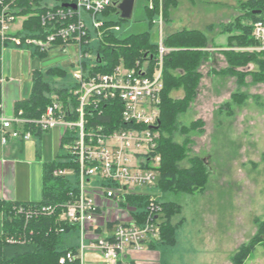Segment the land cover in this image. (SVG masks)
<instances>
[{
	"label": "rangeland",
	"instance_id": "rangeland-1",
	"mask_svg": "<svg viewBox=\"0 0 264 264\" xmlns=\"http://www.w3.org/2000/svg\"><path fill=\"white\" fill-rule=\"evenodd\" d=\"M146 2L151 9L153 0ZM43 3L60 5L62 2L44 0ZM144 4V0H135L129 19L107 26L102 22L96 30L83 14L90 31L89 46L93 48L88 58L95 55L98 39L107 29L115 31L121 38L149 29L151 41L156 42L160 34L164 37L183 27L196 28L203 30L209 39V55L199 66L201 78L196 95L186 110L178 114L174 131L176 141L189 139L187 157L195 155L204 160L208 172L204 188L193 194L161 192L156 185L129 188L131 193L152 195L160 201L170 199L180 205L179 213L172 218L173 223H179L177 242L158 248L160 264H264V80L254 79L252 71H258L259 67L252 61L239 67V80L234 75L220 72L226 68L220 52L226 47V35L220 33L217 25L240 14L236 2L178 0V4L170 9L168 21H164L159 7L149 21L143 12ZM101 15L97 18L102 19ZM20 22L19 17L11 23L10 34L23 28ZM209 24L213 28L208 29ZM77 54V43L70 44L65 51L51 49L41 57L33 47H20L9 41L1 50L2 73L9 78L1 87L4 115L10 117L15 111L14 103L29 96L33 70L41 71L44 79L54 87L71 84L76 68L72 62ZM52 67L65 70L64 78L46 75L45 71ZM236 93L238 101L232 100ZM171 96L179 99L183 90H173ZM225 102L229 104L224 106ZM183 126L189 128L186 134L180 133ZM41 134V137L26 142L23 153L14 157L18 161L13 164V170L17 172L19 188L24 192L31 191L32 186L35 193L40 194L44 165L52 162L54 155L59 153L57 132L53 136L48 132ZM182 165L186 166L188 162L184 161ZM105 211L110 216L111 208ZM127 221L125 218L124 222ZM2 234L0 215V239ZM63 240L67 245L80 244L77 232L63 235ZM244 246L248 251L243 262L235 260L236 252ZM99 262L105 264L102 259ZM83 264H88L86 252Z\"/></svg>",
	"mask_w": 264,
	"mask_h": 264
},
{
	"label": "built area",
	"instance_id": "built-area-1",
	"mask_svg": "<svg viewBox=\"0 0 264 264\" xmlns=\"http://www.w3.org/2000/svg\"><path fill=\"white\" fill-rule=\"evenodd\" d=\"M120 1L68 3L74 7L63 6V3L45 4L39 16L41 30L27 36L10 32L15 19L21 18L22 27L29 16L21 14L22 7L17 0H0V63L2 47L9 41L46 53L51 49L65 51L70 44H78V54L72 62L76 67L73 82L67 94L50 93L49 103L40 116L27 117L18 110L7 117L0 102L2 146L9 139L26 142L43 132H57L59 153L54 160L59 159L66 165L54 167L51 175L71 179L76 193L71 194L69 201L56 204H18L14 212L25 221L37 216H54L57 222L74 227L80 240L78 251L64 252L58 257V264L76 260L82 264L85 251L100 253L105 264H136L124 255L130 250L148 248L160 239V203L153 198L147 201L138 218L136 212L139 211L126 202V197L147 195L131 193L129 188L155 185L159 174V133L155 126L163 87V55L167 51L162 34L157 41V58L152 71L146 62H136L131 68L118 65L109 73H90L82 65L88 56L83 47L90 40L84 39L90 31L83 14L96 30L102 23L98 14ZM253 36L260 42L256 49H264V20L253 23ZM7 79L0 68V87ZM107 103L114 104L110 106L112 110L119 109L118 115H102L101 105ZM100 116L107 117V122H101ZM116 119L119 122L116 123ZM106 208H111L110 216ZM57 230L63 233L65 227L61 225ZM18 239L13 235L5 236L10 244L20 241Z\"/></svg>",
	"mask_w": 264,
	"mask_h": 264
},
{
	"label": "trees",
	"instance_id": "trees-1",
	"mask_svg": "<svg viewBox=\"0 0 264 264\" xmlns=\"http://www.w3.org/2000/svg\"><path fill=\"white\" fill-rule=\"evenodd\" d=\"M44 0H17L22 7L21 14L29 16L23 22L22 30L18 34L33 36L34 32L40 31V13L45 9ZM75 0H61L62 3H70ZM193 2L194 0H190ZM143 5V12L149 21L157 14L158 7L162 11L164 21L169 20L170 9L178 4V0H153V6L149 9L146 0ZM240 14L227 23H219L217 26L220 33L227 34L226 47L221 53L226 61V68L220 71L222 74L234 75L237 80L241 76L239 67L252 61L258 65V71H252L255 80H264V49L242 50V48H257L260 42L253 36V23L256 20H264V0H235ZM32 13V14H31ZM102 22L105 26L118 24L120 18L117 6L110 5L101 12ZM114 18H108V15ZM212 24L207 26L213 28ZM103 29V28H102ZM113 30H105L99 37L97 46L94 49L93 57L84 58L82 65L90 73H109L116 66L123 65L127 68L134 67L136 62H146L152 71L157 58V41L152 42L149 29L139 33H130L124 37H118ZM90 39V34L84 37ZM208 36L203 30L196 28H181L174 32H168L162 39L163 46L167 51L163 55L162 81L163 87L160 93L159 107V133L157 139V152L160 154L159 174L155 185L161 192L177 194H193L202 190L207 181V169L204 160L197 156L187 157L189 139L183 138L178 142L174 138V131L177 127V116L184 112L189 102L196 95V89L201 78L199 66L209 55ZM84 53L89 55L93 48L87 43ZM43 57L46 52L35 51ZM1 64V63H0ZM1 68V66H0ZM46 75L64 78L65 70L52 67L48 68ZM219 72V73H220ZM240 75V76H239ZM31 92L25 99L15 102V111L22 110L27 117H38L45 110L49 103V95L58 92L65 96L68 86L61 85L54 87L45 80L43 73L33 70L31 73ZM183 90V96L179 99L173 98L171 93L177 89ZM232 100L238 101V93L232 95ZM229 103H223L227 106ZM107 103L101 105L102 115H118L117 110H112ZM119 106V104H115ZM97 115V114H95ZM101 122H107V117L100 116ZM116 123L119 119H116ZM188 127H181L180 133L186 134ZM186 161L188 165L182 163ZM66 163L53 160L44 165L42 175V197L37 202H14L0 201V213L2 215V231L0 239V264H58V257L66 251L77 253L78 248L74 245H67L63 235H72L73 226L57 222L54 216H37L28 221L15 214L14 206L18 204H56L57 202L69 201L71 194L76 193L72 180L67 177H53L51 170L56 166H65ZM160 203V239L158 243H152L148 248L160 245H174L176 243V229L179 223H173L172 218L179 213L180 205L170 199L158 200L152 195H129L126 202L135 206L139 211L136 217L142 214V209L150 199ZM137 218V219H138ZM65 227V232L60 233L57 228ZM72 229V230H71ZM6 235H13L20 240L16 243H7ZM254 245V244H253ZM252 245V246H253ZM248 247L240 248L235 255V260L243 262ZM244 249V250H243ZM67 264H80L78 260Z\"/></svg>",
	"mask_w": 264,
	"mask_h": 264
},
{
	"label": "crops",
	"instance_id": "crops-1",
	"mask_svg": "<svg viewBox=\"0 0 264 264\" xmlns=\"http://www.w3.org/2000/svg\"><path fill=\"white\" fill-rule=\"evenodd\" d=\"M225 35H226V42H227V34ZM225 46H226V43H225ZM216 49H220V48L216 47ZM1 87H0V102L2 103V93H1L2 88ZM3 113H4V110H3ZM47 132L51 134L52 136L54 134L53 131H47ZM41 135H42L41 133L37 134L32 139H35L37 137L39 138L41 137ZM26 142L9 139L8 143L4 146H2L0 143V201L37 202L42 197V191L40 190V194L39 192L35 193L32 186H31V191L29 192L27 191L24 192L23 189H20L18 181H17L18 180L17 172L13 170V164L15 165V163H17L18 161V160H15L14 157L16 158L18 155L23 153L24 144ZM54 157L56 158V155H54ZM12 171H14V178H12L13 177ZM1 218H2V215H1ZM176 242H177V239H176ZM160 246H156L153 248H143L141 250H130L128 253H126V255H124V257L126 256L128 259L133 260L136 264H160L161 253L158 250ZM85 252L87 253V256H88V264H101L99 262L102 259L100 253L94 252V251H85ZM85 252L83 256H85Z\"/></svg>",
	"mask_w": 264,
	"mask_h": 264
},
{
	"label": "water",
	"instance_id": "water-1",
	"mask_svg": "<svg viewBox=\"0 0 264 264\" xmlns=\"http://www.w3.org/2000/svg\"><path fill=\"white\" fill-rule=\"evenodd\" d=\"M134 2L135 0H121L116 6L118 8L119 11V16L122 19H129L132 16V12H133V7H134ZM63 6H70V7H74V5L72 4H68V3H63ZM159 120H158V125H159ZM155 126V128L158 127Z\"/></svg>",
	"mask_w": 264,
	"mask_h": 264
}]
</instances>
